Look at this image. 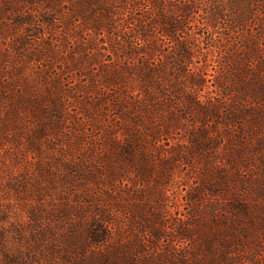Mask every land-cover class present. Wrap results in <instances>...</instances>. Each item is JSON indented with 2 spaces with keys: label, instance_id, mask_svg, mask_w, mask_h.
Listing matches in <instances>:
<instances>
[{
  "label": "rangeland",
  "instance_id": "1",
  "mask_svg": "<svg viewBox=\"0 0 264 264\" xmlns=\"http://www.w3.org/2000/svg\"><path fill=\"white\" fill-rule=\"evenodd\" d=\"M82 1L0 0V264H102L108 256L109 264H212L217 255L204 251L202 240L227 213L230 196L220 192L242 194L264 209V118L257 124L251 114L264 113V102L248 98L245 118L228 119L240 94L235 82L229 94L217 85L226 49L209 39L236 51L244 49L241 38L253 34L259 54L241 61L261 66L264 80V0L195 2L199 9L177 38L194 46L189 75L202 73L206 81L184 88L219 108L207 118L190 112L170 118L168 130L156 114L157 138L121 118L112 104L116 87L104 82V69L118 73L145 59L141 52L128 56L122 45L129 39L137 51L147 48L132 17L152 21L157 11L149 0L109 1V25L98 27ZM251 9L256 18L231 32V15ZM215 11L222 17L211 26ZM148 29L162 51L173 54L174 41L156 25ZM84 55L94 59L84 62ZM150 60L161 63L162 53ZM174 74L168 81H187ZM133 87L135 98L140 89ZM202 136L206 149L194 143ZM218 171L227 178L218 179ZM206 181L222 184L203 192ZM92 224L107 236L96 245ZM250 250L225 260L264 264V247Z\"/></svg>",
  "mask_w": 264,
  "mask_h": 264
},
{
  "label": "trees",
  "instance_id": "2",
  "mask_svg": "<svg viewBox=\"0 0 264 264\" xmlns=\"http://www.w3.org/2000/svg\"><path fill=\"white\" fill-rule=\"evenodd\" d=\"M109 1L113 0H83L82 11L88 15L90 14L89 18L91 19L95 17L96 26L107 27L110 17H112L111 13H113L112 9L108 7V4L111 3ZM149 1L157 11L156 17L152 21L148 17H132L133 21H135L133 27L135 36L144 39L147 48L143 49L141 47V50L137 51L136 47L133 46V41L129 39L125 40V43L122 45L128 56L132 57L134 54L136 55L141 52L145 55V59H143L142 63H138L135 66L121 68L118 73L104 69V82L106 85L116 87L115 91L119 97H114L112 104L118 108L121 118L131 122L136 127H143L147 131L152 132V137L157 138L159 131H157V126H155V120L153 119L156 114H159L160 117L162 116L161 119L163 118L165 126L164 130H168L172 127L169 123H166L170 118L179 120L188 112L195 114L198 118L216 116V108H219V106L214 102L199 99L193 91L189 93L184 88L185 85L200 87L206 81L202 73L189 75L188 62L194 56V46L188 38H177V34L180 31L186 30L187 20L192 16L191 14L196 9H199L198 5L195 4L198 0H170L167 3L165 0ZM215 12L217 17L215 21L211 20V26H214L222 17L219 14L220 11ZM255 13L254 9H251L247 15H231L227 27L234 33V30L242 26L245 27L246 23L256 18ZM43 21H51V19L45 17ZM149 25H156L163 35L174 41L173 54L162 51L158 42L154 41L153 35L148 29ZM78 35L81 36L80 33L76 36ZM226 38L228 39V36L223 37V40ZM209 40L212 43L211 45H215L219 50L226 49L224 54L227 57L222 61L224 71H220L217 85L223 89L224 94H229L232 91L233 82H235L237 92L240 94L236 99L241 104L230 108L231 116L228 119L234 121L244 119L249 113L245 103L246 99L264 102V80L260 73L262 67L258 64L250 67L241 61L243 59H255L260 51L259 43L256 42V37L253 34L247 33V35L241 38V46H244V49L238 48V51H232L230 49L227 50L228 45L225 41H217L216 39L215 42L212 38ZM158 52L162 53L163 61L157 65H153L150 59ZM80 59L91 63V60L94 58L84 55ZM228 64L229 66H227ZM171 71L175 72L174 75L179 80L187 78V81L172 80L171 82L169 80V82L167 76L171 75ZM133 85L138 86L140 89L139 96L135 98L131 95V93H135ZM179 99L182 104L184 103L183 106L179 105ZM251 114L252 116L255 115L254 118L257 124H260V120L264 118V113L261 110L256 109ZM202 138L203 136L195 140L194 143L200 146V149H206L208 148L207 145L210 144H205ZM137 139V136L133 133H129V137L127 138L129 143H135L134 141H137ZM113 145L117 147L119 143L113 141ZM133 152L129 147L125 151L127 162L130 164L135 161L131 157ZM243 157L244 155H241V158ZM218 175H220L218 179H222L223 176L227 178L228 176L226 174L223 175L222 171H218ZM221 184L222 181L216 182V185ZM216 185H211L210 182L206 181L202 191L209 190L215 193L218 191L214 189ZM220 193L230 196L229 202L225 204L227 213L213 220V224L209 228L210 230L206 232L202 240V247H204V251L210 252L212 255L216 253L217 256H215L212 264H230V262L225 260L228 253L248 252L251 251L250 247L254 249L264 247V209L262 208V204L257 202L252 204L242 194H232L227 190ZM197 197L193 195L191 197L192 201L199 199ZM89 237L91 238V244L96 245L107 236L103 233L101 234L96 229V226L92 224V228L89 230ZM181 237L186 238L191 236L188 232L181 231ZM213 243L216 245L215 248L213 247ZM228 259L230 258L228 257ZM110 261L111 257L108 256L102 264H109Z\"/></svg>",
  "mask_w": 264,
  "mask_h": 264
}]
</instances>
